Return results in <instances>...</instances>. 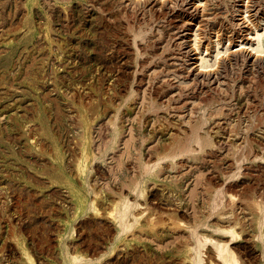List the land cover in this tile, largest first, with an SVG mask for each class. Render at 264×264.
I'll return each mask as SVG.
<instances>
[{
	"label": "rangeland",
	"instance_id": "obj_1",
	"mask_svg": "<svg viewBox=\"0 0 264 264\" xmlns=\"http://www.w3.org/2000/svg\"><path fill=\"white\" fill-rule=\"evenodd\" d=\"M0 264H264V0H0Z\"/></svg>",
	"mask_w": 264,
	"mask_h": 264
},
{
	"label": "bare ground",
	"instance_id": "obj_2",
	"mask_svg": "<svg viewBox=\"0 0 264 264\" xmlns=\"http://www.w3.org/2000/svg\"><path fill=\"white\" fill-rule=\"evenodd\" d=\"M193 3H194V2H193ZM241 4H242V3H241ZM193 5H194V4H193ZM195 5H196V4H195ZM244 6H245V5H244ZM191 7H192V5H191ZM194 9H196V8H194ZM251 9H252V8H251ZM237 10H238V9H237ZM254 16H255V15H254ZM254 16H253V17H254ZM239 18H240V17H239ZM241 18H242V17H241ZM250 19H251V18H250ZM253 20H254V19H253ZM253 20H252V21H253ZM245 21H246V20H245ZM245 21H244V23H245ZM240 22H242V21H240ZM183 23H184V22H183ZM247 23H248V22H247ZM244 26H245V25H244ZM247 26H249V24H248ZM247 26H246V27H247ZM246 29H247V28H246ZM243 34H244V33H243ZM244 37H245V36H244ZM246 37H247V36H246ZM248 39H249V37H248ZM181 41H182V40H181ZM233 44H234V43H233ZM187 46H188V45H187ZM191 47H192V46H191ZM243 48H245V47H243ZM243 48H242L241 51H245V53L247 52L246 54H247L250 58L258 57L257 54H256V56H254L251 52H249V51H248L249 49L246 50V49H243ZM248 48H249V47H248ZM189 51L192 52V53H190V54H194V53L196 52V51L193 52L194 50H193L192 48H190V47H189ZM236 51H237V50H236ZM250 51H252V50H250ZM196 55H197V54H196ZM193 56H194V55H193ZM241 56H242V55H241ZM191 57H192V56H191ZM195 71H197V72H202V71H200V69H199V70L196 69ZM202 73H203V72H202ZM206 73L210 74L211 71H210V72H206ZM213 75H214V74H213ZM213 78H214V77H213Z\"/></svg>",
	"mask_w": 264,
	"mask_h": 264
}]
</instances>
